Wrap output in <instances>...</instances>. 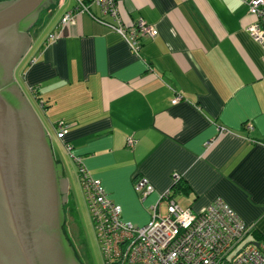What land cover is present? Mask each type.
Masks as SVG:
<instances>
[{
	"label": "crops",
	"instance_id": "crops-1",
	"mask_svg": "<svg viewBox=\"0 0 264 264\" xmlns=\"http://www.w3.org/2000/svg\"><path fill=\"white\" fill-rule=\"evenodd\" d=\"M53 1L18 68L54 136L65 127L59 148L69 146L136 225L177 174L179 207L201 211L220 199L252 227L249 244L264 238V51L244 30L252 18L241 1L113 0L112 18L79 0L87 11L65 26L76 0ZM100 21L126 29L141 21L156 35L138 37L134 53ZM139 178L153 188L143 200L132 187Z\"/></svg>",
	"mask_w": 264,
	"mask_h": 264
},
{
	"label": "built area",
	"instance_id": "built-area-1",
	"mask_svg": "<svg viewBox=\"0 0 264 264\" xmlns=\"http://www.w3.org/2000/svg\"><path fill=\"white\" fill-rule=\"evenodd\" d=\"M246 7L252 21L246 25L248 37L264 51V0H240ZM89 5L99 9L102 15L117 17L113 0H89ZM87 11L81 1L76 0L73 10L65 13L60 25H73L75 15ZM122 39L134 53L139 48L138 37H154L156 31L141 21L129 29L100 21ZM57 33L48 35L46 41L56 39ZM128 37V40H127ZM39 107L34 89L28 90ZM175 96L172 103L179 101ZM63 125H56L54 133L61 138L66 132ZM245 128L250 129L249 125ZM224 129H218L221 134ZM213 140L206 141L204 148L212 146ZM134 141L127 139L126 147ZM64 151L76 165V177L98 242L104 264H264V238L239 249L241 241L251 230L224 202L213 200L201 211H190L179 207L172 199L171 189L162 193L151 207L149 220L136 225L121 216V209L107 198L100 182L84 169L77 158L70 155V147ZM172 186L180 182V176H171ZM133 191L143 200L153 192L152 186L144 178L136 179ZM164 204L160 212L159 204ZM238 249V250H237Z\"/></svg>",
	"mask_w": 264,
	"mask_h": 264
},
{
	"label": "water",
	"instance_id": "water-1",
	"mask_svg": "<svg viewBox=\"0 0 264 264\" xmlns=\"http://www.w3.org/2000/svg\"><path fill=\"white\" fill-rule=\"evenodd\" d=\"M54 3L0 0V264H79L63 231L62 165L14 80L29 31Z\"/></svg>",
	"mask_w": 264,
	"mask_h": 264
},
{
	"label": "rangeland",
	"instance_id": "rangeland-1",
	"mask_svg": "<svg viewBox=\"0 0 264 264\" xmlns=\"http://www.w3.org/2000/svg\"><path fill=\"white\" fill-rule=\"evenodd\" d=\"M45 12L46 10L40 13L36 23L29 31L30 36L37 32L38 27L42 23ZM48 28L49 26H45L38 32L35 37L36 43L38 39H40L41 36L47 32ZM19 71V68H17L14 80L44 130L47 132L51 142L54 158H56V160L62 165L64 179L66 181V202L64 205V215L66 219L63 230L64 234L66 235L70 246L73 248L75 257L79 264H104L98 248V242L90 220L89 212L84 202L79 184L76 180L75 167L70 162L65 152L59 148L55 136L50 129L41 108L35 101V98L32 97L31 93L23 85ZM160 206V210L163 211V205Z\"/></svg>",
	"mask_w": 264,
	"mask_h": 264
},
{
	"label": "trees",
	"instance_id": "trees-1",
	"mask_svg": "<svg viewBox=\"0 0 264 264\" xmlns=\"http://www.w3.org/2000/svg\"><path fill=\"white\" fill-rule=\"evenodd\" d=\"M178 185H179V182L171 188V191H172V189H173L174 187H176V186H178ZM249 232H251V230H250ZM249 232H248V233H249ZM248 233L245 235L244 239L241 241V246L239 247V249H242V248H244V247H246V246L249 245V243L247 242V241H248V240H247ZM260 240H261V239H260ZM260 240H258V241H260ZM237 250H238V249H237Z\"/></svg>",
	"mask_w": 264,
	"mask_h": 264
},
{
	"label": "flooded vegetation",
	"instance_id": "flooded-vegetation-1",
	"mask_svg": "<svg viewBox=\"0 0 264 264\" xmlns=\"http://www.w3.org/2000/svg\"><path fill=\"white\" fill-rule=\"evenodd\" d=\"M24 58V57H23ZM23 58H22V60H23ZM21 60V61H22ZM21 61H20V63H21ZM19 63V64H20ZM19 64H18V66H19ZM18 66L15 68V70H14V76H15V72H16V69L18 68ZM63 211H64V207H63ZM65 219H66V217H65V215H64V222H63V230H64V223H65Z\"/></svg>",
	"mask_w": 264,
	"mask_h": 264
}]
</instances>
